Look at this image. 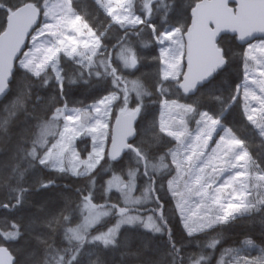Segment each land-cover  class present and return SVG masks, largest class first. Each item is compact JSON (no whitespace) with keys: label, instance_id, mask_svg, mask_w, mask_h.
<instances>
[{"label":"snow or ice","instance_id":"obj_1","mask_svg":"<svg viewBox=\"0 0 264 264\" xmlns=\"http://www.w3.org/2000/svg\"><path fill=\"white\" fill-rule=\"evenodd\" d=\"M92 3L0 0V264H264V0Z\"/></svg>","mask_w":264,"mask_h":264},{"label":"trees","instance_id":"obj_2","mask_svg":"<svg viewBox=\"0 0 264 264\" xmlns=\"http://www.w3.org/2000/svg\"><path fill=\"white\" fill-rule=\"evenodd\" d=\"M80 5L85 11H91L94 8V5L92 3V0H80ZM239 51V49H237ZM154 53L150 52L149 50H145V55H153ZM150 69L145 66L144 68L141 69V71H149ZM139 75V73H137ZM74 99L77 100H84L85 103L90 102L89 99L87 98V93L84 95H76ZM228 122H230L235 129L237 130V134L241 135V137L245 136H252V132L250 129H247L243 122H242V116L240 115L239 109H236L233 111V113L228 117ZM255 144L259 145V139H255ZM255 150H259L257 147ZM107 179V177H105ZM58 184H70L72 185L73 189L75 187L81 186L83 181L78 180L73 177H64V178H59L57 179ZM62 189H51L46 192H41L39 194H36L34 196V200L36 202H40L46 198H52L59 201V196L58 193H60ZM65 195H72V193H65ZM62 203V202H61ZM245 234H249L252 236V238L255 240L257 245H261V240H260V228L259 224L253 225L251 221H241L235 226H233L231 229L226 231V236L227 239L224 241V243L216 250V259H219L220 257V252L223 248H228V247H236L238 246V241L242 240L244 238ZM139 242L138 241H133V247L135 248ZM255 250H253L254 253ZM258 252V251H257ZM259 253V252H258ZM149 255V254H146ZM107 259L110 260L111 264H120V256L118 253H109L106 256ZM227 259V258H225ZM129 264H136L135 261H129ZM215 264V260L213 262Z\"/></svg>","mask_w":264,"mask_h":264},{"label":"rangeland","instance_id":"obj_3","mask_svg":"<svg viewBox=\"0 0 264 264\" xmlns=\"http://www.w3.org/2000/svg\"><path fill=\"white\" fill-rule=\"evenodd\" d=\"M257 251H258V249H256V250L254 251V253H253V250H252L250 254H251L252 256L258 255L259 253H258Z\"/></svg>","mask_w":264,"mask_h":264}]
</instances>
